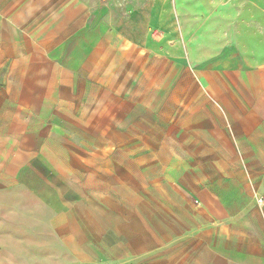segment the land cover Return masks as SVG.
I'll return each instance as SVG.
<instances>
[{
    "label": "crops",
    "instance_id": "obj_1",
    "mask_svg": "<svg viewBox=\"0 0 264 264\" xmlns=\"http://www.w3.org/2000/svg\"><path fill=\"white\" fill-rule=\"evenodd\" d=\"M193 1L0 0V264L71 254L117 165L170 263L264 264V0Z\"/></svg>",
    "mask_w": 264,
    "mask_h": 264
},
{
    "label": "rangeland",
    "instance_id": "obj_2",
    "mask_svg": "<svg viewBox=\"0 0 264 264\" xmlns=\"http://www.w3.org/2000/svg\"><path fill=\"white\" fill-rule=\"evenodd\" d=\"M186 1L188 3L189 0ZM200 3L199 0H195L186 5L190 7L195 5L200 9L202 5ZM249 13L254 14L253 11H249ZM67 152L72 159L77 156L88 158L92 154H96L94 149L85 148ZM115 177L117 182L115 187L118 193L113 196V202H118L119 208L115 204L111 207L108 192L101 190L95 191L92 196L87 197L86 202L80 204L79 211L67 215L68 218L65 221L72 222L73 230H80L79 235L73 237L78 246L74 250L72 249L71 254L68 249L64 248L66 243L63 241V237L68 238L69 236L67 234L63 236L57 230L54 238L55 244L52 241L49 243L50 252L44 256L27 257L24 264H172L169 262V258L171 259L172 256L162 255L161 250L169 249L171 251L178 243L182 244L184 238L162 241L159 235V225L153 222L149 223L144 215L147 210L138 206L140 203L135 201H140V177L133 178V182L126 181L120 165H117ZM57 186L62 187V184L58 181ZM126 190L129 192L128 194H120L121 191ZM126 197L129 198L131 208L127 207ZM71 198L74 199V197ZM75 198L78 200V197ZM100 204H102V211L97 208V205L100 206ZM23 222L33 226L39 222L40 224L46 223V220L40 219V217H24ZM112 222L113 227L111 226ZM129 240H142L146 246L131 248ZM53 245L54 249H52Z\"/></svg>",
    "mask_w": 264,
    "mask_h": 264
},
{
    "label": "built area",
    "instance_id": "obj_3",
    "mask_svg": "<svg viewBox=\"0 0 264 264\" xmlns=\"http://www.w3.org/2000/svg\"><path fill=\"white\" fill-rule=\"evenodd\" d=\"M258 203H259L260 206L262 205V202L260 200L258 201Z\"/></svg>",
    "mask_w": 264,
    "mask_h": 264
}]
</instances>
